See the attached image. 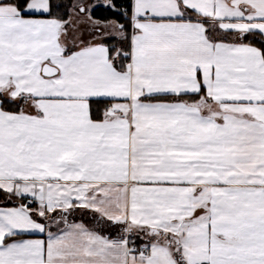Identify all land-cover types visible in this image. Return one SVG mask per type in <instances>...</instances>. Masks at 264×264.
<instances>
[{
    "label": "snow or ice",
    "instance_id": "6c2138e0",
    "mask_svg": "<svg viewBox=\"0 0 264 264\" xmlns=\"http://www.w3.org/2000/svg\"><path fill=\"white\" fill-rule=\"evenodd\" d=\"M0 264H264V0H0Z\"/></svg>",
    "mask_w": 264,
    "mask_h": 264
}]
</instances>
